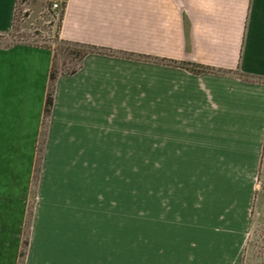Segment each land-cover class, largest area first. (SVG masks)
<instances>
[{
    "label": "crops",
    "instance_id": "crops-1",
    "mask_svg": "<svg viewBox=\"0 0 264 264\" xmlns=\"http://www.w3.org/2000/svg\"><path fill=\"white\" fill-rule=\"evenodd\" d=\"M16 10L0 0V34ZM60 12L59 38L98 50L58 74L48 117L55 49L0 46V175L27 182L7 264L20 263L40 145L25 264L75 263L70 225L94 184L95 148L142 150L151 139L156 151L198 153L209 190L260 191L264 208V0H66ZM59 217L62 249L48 230Z\"/></svg>",
    "mask_w": 264,
    "mask_h": 264
},
{
    "label": "rangeland",
    "instance_id": "rangeland-1",
    "mask_svg": "<svg viewBox=\"0 0 264 264\" xmlns=\"http://www.w3.org/2000/svg\"><path fill=\"white\" fill-rule=\"evenodd\" d=\"M53 1L17 0L14 29L0 34V44L52 47L57 70L70 72L80 62L81 49L59 38L61 12L54 19L44 12ZM44 147H38L18 264L26 263L31 244ZM140 149L95 148L94 184L82 211H77L76 223L70 225L75 230L74 264H264L260 191L209 190L200 179L198 153L156 151L151 139ZM1 177L5 179H0V264H7L13 250L10 243L20 229L16 215L21 199L27 197V182L11 172ZM67 225L60 217L54 224L49 221L48 230L59 249ZM39 248L46 254L50 246Z\"/></svg>",
    "mask_w": 264,
    "mask_h": 264
},
{
    "label": "trees",
    "instance_id": "trees-1",
    "mask_svg": "<svg viewBox=\"0 0 264 264\" xmlns=\"http://www.w3.org/2000/svg\"><path fill=\"white\" fill-rule=\"evenodd\" d=\"M17 43H22V42H17ZM17 43H14V44H17ZM65 43L69 44V45H72L76 48H80V53H79V57H80V62L78 63L77 67L74 69V70H71L70 72L68 71H59L57 70L56 68V63H55V53H54V63H53V68L51 69V74H50V88L48 89V95H47V100H46V108H44V111H45V117H48L51 113V109L53 108V105H54V90L56 89V81H57V77H58V74L60 72H68V73H72L74 72L75 70L78 69V67L80 66L81 64V60L82 58L87 54V53H90V52H93V51H96L98 50L97 48L95 47H91V46H88V45H84V44H80V43H71L69 41H65ZM14 44H6V45H1L0 46H12ZM28 244V242L26 243Z\"/></svg>",
    "mask_w": 264,
    "mask_h": 264
},
{
    "label": "built area",
    "instance_id": "built-area-1",
    "mask_svg": "<svg viewBox=\"0 0 264 264\" xmlns=\"http://www.w3.org/2000/svg\"><path fill=\"white\" fill-rule=\"evenodd\" d=\"M66 0H54L51 4L46 6L44 12L47 13V16H50L52 19L58 17V12L61 11L63 4Z\"/></svg>",
    "mask_w": 264,
    "mask_h": 264
}]
</instances>
